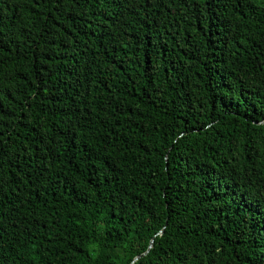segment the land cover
Returning <instances> with one entry per match:
<instances>
[{"label":"trees","instance_id":"obj_1","mask_svg":"<svg viewBox=\"0 0 264 264\" xmlns=\"http://www.w3.org/2000/svg\"><path fill=\"white\" fill-rule=\"evenodd\" d=\"M0 264H264V0H0Z\"/></svg>","mask_w":264,"mask_h":264},{"label":"water","instance_id":"obj_2","mask_svg":"<svg viewBox=\"0 0 264 264\" xmlns=\"http://www.w3.org/2000/svg\"><path fill=\"white\" fill-rule=\"evenodd\" d=\"M136 259V258H135Z\"/></svg>","mask_w":264,"mask_h":264}]
</instances>
